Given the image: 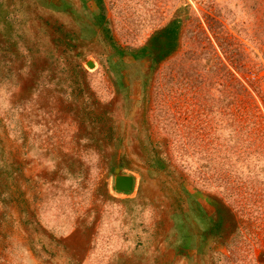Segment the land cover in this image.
<instances>
[{
	"label": "rangeland",
	"instance_id": "obj_1",
	"mask_svg": "<svg viewBox=\"0 0 264 264\" xmlns=\"http://www.w3.org/2000/svg\"><path fill=\"white\" fill-rule=\"evenodd\" d=\"M50 1L51 65L0 57V264H264V0ZM172 22L149 74L100 32L133 50Z\"/></svg>",
	"mask_w": 264,
	"mask_h": 264
},
{
	"label": "trees",
	"instance_id": "obj_2",
	"mask_svg": "<svg viewBox=\"0 0 264 264\" xmlns=\"http://www.w3.org/2000/svg\"><path fill=\"white\" fill-rule=\"evenodd\" d=\"M93 1L100 12L97 18L100 22L101 14L103 12L102 0ZM47 11H56L65 14L70 13V8L65 3L54 4L50 0H0V47L3 48L0 57H5L6 59L10 58V55L18 53V49L21 48L22 51H25L24 58L25 61L29 63L30 68L37 67L40 63L45 67L50 66L51 64L48 60L49 57L52 58L51 53L43 55L37 52L38 41L30 32V28L37 27L35 25L36 22L47 21L45 19L52 18L51 15L47 14ZM175 24L176 22H172L171 26L163 28L161 31L154 34L146 45L133 50L120 49L115 45V42L109 36L108 31L105 28H102L100 32L102 38H104L103 40H105L109 47L115 51V55L118 56L119 60L127 57L133 60L149 58L151 61L148 67L149 74L152 66L157 64L171 52L170 34L172 32L170 29L172 28V25ZM62 36L66 37V35ZM166 39L167 42L165 41ZM63 45V47L67 48L66 44ZM33 54L40 55V59L35 62L34 58H32ZM8 65L12 67L11 62H8ZM73 69L78 71V73L82 70L77 63ZM100 134L102 133L100 132ZM181 223V228H184V225L185 227L187 226L185 220ZM213 232L214 229L212 228L207 234H212ZM193 242L194 237L187 231L186 235L182 236L181 242L174 248L175 253L177 255H182L191 250L192 247H194L192 244Z\"/></svg>",
	"mask_w": 264,
	"mask_h": 264
},
{
	"label": "water",
	"instance_id": "obj_3",
	"mask_svg": "<svg viewBox=\"0 0 264 264\" xmlns=\"http://www.w3.org/2000/svg\"><path fill=\"white\" fill-rule=\"evenodd\" d=\"M114 174V191L122 194L130 193L133 190L134 179L131 176L121 175L119 169H116Z\"/></svg>",
	"mask_w": 264,
	"mask_h": 264
}]
</instances>
